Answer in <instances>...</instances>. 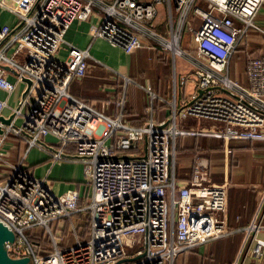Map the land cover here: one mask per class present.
Wrapping results in <instances>:
<instances>
[{
  "label": "built area",
  "instance_id": "1",
  "mask_svg": "<svg viewBox=\"0 0 264 264\" xmlns=\"http://www.w3.org/2000/svg\"><path fill=\"white\" fill-rule=\"evenodd\" d=\"M263 1L0 0V13L13 15L0 24V89L11 96L25 82L11 121L0 120V143L12 134L45 148L52 163L81 161L87 188L84 195L76 187L59 194L47 175L30 173L23 160L9 162L0 149V166L11 168L0 182V221L15 232L8 254L30 256L33 264H173L180 253L226 236L229 185L215 180L203 156L194 159L190 178L179 182L173 150L181 135L264 141V54L246 56L245 81L232 77L230 68ZM94 12L100 15L95 36L123 51L140 49L147 39L174 64L177 55L188 59L198 85L192 99L182 107L170 100L167 118L157 121L159 95L150 91L152 115L135 125L123 119V108L107 115L72 95L70 81L88 73L94 56L90 47L69 44L63 55L59 49L72 20ZM191 12L202 19L198 28L187 26ZM185 29L195 55L183 47ZM6 105L0 98V116ZM262 191L242 244L243 253L249 242L246 254L231 264H246L248 255L264 264ZM76 216L89 221L85 238ZM36 227L46 231L50 247L42 246L39 234L25 233ZM65 230L75 243L61 244ZM127 247L135 250L128 253Z\"/></svg>",
  "mask_w": 264,
  "mask_h": 264
},
{
  "label": "crops",
  "instance_id": "2",
  "mask_svg": "<svg viewBox=\"0 0 264 264\" xmlns=\"http://www.w3.org/2000/svg\"><path fill=\"white\" fill-rule=\"evenodd\" d=\"M160 15L161 18H159ZM159 16L157 20L161 22L163 13L161 12ZM254 21L255 26L248 29L247 35L241 39L236 49L243 48L246 56L249 53L264 54V1L259 7ZM99 23L98 12H94L88 19L74 18L64 34L65 42L59 49V54H66L69 44H75L81 48L90 47V52L94 56L89 62L88 73L70 81L68 89L72 95L95 105L97 109L107 115H117L123 108V119L135 125H141L152 115L149 108L150 91L159 95L155 101L153 113L157 121L167 118L170 112L168 103L170 100L176 99L178 105L182 107L192 99L193 94L198 91L194 69L191 66V72L183 73L177 82L175 64L173 75L171 69L167 68L166 64H162L158 75L155 73V75L149 76L147 78L148 85H145L146 88L142 94L137 96L136 87L131 86V88L128 83L125 85V81L126 76L132 79L134 73L146 74L145 70H135L136 66H139V57L143 52L148 53L150 59L163 60L164 63H167L171 56L163 53L154 42L147 39H144V45L140 49L131 53L123 51L109 40L95 36ZM236 52L230 63L237 62ZM244 63L245 60L243 62L245 70ZM8 74L11 80H16L14 72L9 71ZM184 77L186 81L183 83L181 79ZM189 79H192L194 84L191 91L187 92L186 85ZM242 80L245 81L244 72ZM24 88L25 82H18L16 92L11 96L0 89V98L7 101L1 116L9 118L13 113V107L18 104L24 93ZM119 102L123 106L118 104ZM16 121L20 122L19 119ZM177 142V162L175 160L177 165L174 169L175 172L178 171L176 178L179 182H185L190 178L194 159L197 156H203L209 159V168L215 180L229 185L228 205L224 214L228 234L223 236V239L234 246L228 261L230 264L239 255H242L241 249L246 229L261 203L264 188V141L243 139L225 142L213 136L181 135L177 137L176 144ZM0 149L9 162L15 164L23 160L25 168L30 173L40 178L47 175V183L59 194L72 186L79 188L82 195L87 191L85 176L84 178L82 176L84 171L81 161L60 160L52 163L51 156L45 148L30 147L27 142L12 134L3 138ZM10 169L5 167L0 169V182L5 181L3 175L8 174ZM260 237H264V229Z\"/></svg>",
  "mask_w": 264,
  "mask_h": 264
},
{
  "label": "rangeland",
  "instance_id": "3",
  "mask_svg": "<svg viewBox=\"0 0 264 264\" xmlns=\"http://www.w3.org/2000/svg\"><path fill=\"white\" fill-rule=\"evenodd\" d=\"M164 9H161V12H163ZM0 23H7L13 20V15L9 11H5L3 13H0ZM161 18V15L159 16ZM202 24V19L198 16L195 15L193 12L190 13L189 18H188V23L187 26H194L195 28H198ZM187 29V28H186ZM185 29L184 31V39H183V47L186 48L189 52H191L193 55H195V50L193 46L191 45L190 42V33ZM235 54V59L237 62H232L230 63V68H231V75L234 78L242 79L243 77V62L245 60L246 52L244 51L243 48H240L236 50ZM190 53V54H191ZM23 59H20L22 61ZM170 60V61H169ZM167 63H164L163 60H154L150 59L148 56V53H144L139 57V66H136L135 70H145V75H140L139 73H134L132 74V79L128 80L129 86H134L136 87V90L138 92L137 96H140L142 94V91L144 90L145 85H148L147 78L151 76L152 74L155 75V73L160 72V66L162 64H166L167 68L171 69L172 75L174 74V69H173V58H170ZM191 66L190 62L188 59L181 55H177L175 58V69H177V82H179V78H181L182 74H189L191 72ZM166 68V69H167ZM158 69V70H157ZM137 72V71H136ZM193 81L192 79H189L187 81V92L191 91L193 87ZM132 88V87H131ZM149 104L150 100H149ZM179 106V105H178ZM129 107V105H127ZM180 107V106H179ZM204 137V136H202ZM143 143H142V148H143ZM174 152V161L176 160L177 162V154H178V142L176 144V149L173 150ZM177 152V154H176ZM177 164H175L176 167ZM2 167L0 166V169ZM177 170H176V175H177ZM82 176L84 178V174L82 173ZM74 187V186H72ZM80 216H76L74 218V221H78ZM25 233H34V234H39L43 238L46 237L47 233L40 227H36L34 229H27L25 230ZM88 234V233H87ZM60 236V235H59ZM75 239L73 233L68 232L65 230V233L63 234L62 240H60L61 244L63 246H68L73 243H75ZM43 246V245H42ZM249 246V242L245 245V249L243 250L242 255H240V259L244 257L246 254V249ZM50 247V240L48 239V242L44 246ZM234 246H232L230 243L225 241V239L218 238L215 240H212L211 242L197 245L193 249H189L187 251H184L179 254V256L176 257L175 263L173 264H229L228 261L230 260V255L232 254V249ZM127 252L133 253L135 250V247H127L126 248ZM260 261L253 257L252 255H248V258L246 260V264H259Z\"/></svg>",
  "mask_w": 264,
  "mask_h": 264
},
{
  "label": "water",
  "instance_id": "4",
  "mask_svg": "<svg viewBox=\"0 0 264 264\" xmlns=\"http://www.w3.org/2000/svg\"><path fill=\"white\" fill-rule=\"evenodd\" d=\"M9 67H7L8 69ZM28 82V87L31 84V80L29 78H25ZM202 90H199L201 93ZM25 95V93L23 94ZM13 113L9 116V118H4L0 116V120L5 123L9 124L13 117ZM4 129L0 127V134H2ZM15 232L11 230L6 224L0 221V264H33L31 257L24 256V257H12L8 254V245L12 244L15 240Z\"/></svg>",
  "mask_w": 264,
  "mask_h": 264
},
{
  "label": "trees",
  "instance_id": "5",
  "mask_svg": "<svg viewBox=\"0 0 264 264\" xmlns=\"http://www.w3.org/2000/svg\"><path fill=\"white\" fill-rule=\"evenodd\" d=\"M191 38H190V41H191ZM76 222H78V233H80L81 237L85 238L88 235L87 233H88V230H89V221H88V219L84 220V219H81V217H80L79 220L76 221ZM38 239H40L41 244L44 245V246L48 242V239L46 237L43 238L41 235L38 237ZM174 263H175V261H174ZM230 264H231V262H230Z\"/></svg>",
  "mask_w": 264,
  "mask_h": 264
}]
</instances>
